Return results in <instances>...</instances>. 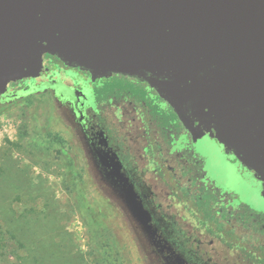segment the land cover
Segmentation results:
<instances>
[{"label":"water","instance_id":"obj_1","mask_svg":"<svg viewBox=\"0 0 264 264\" xmlns=\"http://www.w3.org/2000/svg\"><path fill=\"white\" fill-rule=\"evenodd\" d=\"M44 53L92 78L147 82L195 138L213 137L264 187V0H0V97L11 81L41 76ZM96 162L152 237L116 155Z\"/></svg>","mask_w":264,"mask_h":264},{"label":"flooded vegetation","instance_id":"obj_2","mask_svg":"<svg viewBox=\"0 0 264 264\" xmlns=\"http://www.w3.org/2000/svg\"><path fill=\"white\" fill-rule=\"evenodd\" d=\"M42 59V75L11 81L0 104L47 94L73 138L78 173L92 174L123 208L96 162L116 155L155 230H143V264H264V187L233 155L213 137L195 138L147 82L92 78L52 54Z\"/></svg>","mask_w":264,"mask_h":264},{"label":"rangeland","instance_id":"obj_3","mask_svg":"<svg viewBox=\"0 0 264 264\" xmlns=\"http://www.w3.org/2000/svg\"><path fill=\"white\" fill-rule=\"evenodd\" d=\"M47 98L0 104V264H143L141 231L92 174L78 173L73 138Z\"/></svg>","mask_w":264,"mask_h":264}]
</instances>
